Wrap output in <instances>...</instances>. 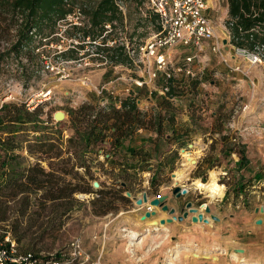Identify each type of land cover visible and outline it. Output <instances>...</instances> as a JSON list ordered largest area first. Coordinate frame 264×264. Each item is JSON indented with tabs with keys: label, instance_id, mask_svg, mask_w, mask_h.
I'll return each mask as SVG.
<instances>
[{
	"label": "rangeland",
	"instance_id": "obj_1",
	"mask_svg": "<svg viewBox=\"0 0 264 264\" xmlns=\"http://www.w3.org/2000/svg\"><path fill=\"white\" fill-rule=\"evenodd\" d=\"M206 1L208 6L206 15L214 26L215 36L228 41V53L224 51L228 65L229 67L239 66L241 72L230 71V68L210 51V42H205L207 48L201 53L199 67L196 61L192 64L197 71L201 69V76L198 79L174 76L173 85L177 94L175 98L182 101L186 110L184 115L185 113L190 115L191 131L229 132L231 151L236 153L238 159L240 158L238 153L243 154L244 161L241 167L232 166L234 171L230 178L231 181L233 180L232 184L231 181L220 179V164L217 161L207 172L206 168L201 169L200 166H196V158L202 157L204 153L201 141L196 142V148L184 145L185 151H177L176 164L170 166L166 172L167 175L170 174V177L161 178L160 175L163 176L165 171L156 172L159 177L155 182H151L149 189L146 190V196L150 200L153 193L158 191L157 194L161 192L171 198L170 204L173 207H169L166 202L165 204L177 210L175 216H180L185 204L191 202L192 206L202 213L203 219H207L208 224H212L219 220H211V211L207 214L204 208L207 206L214 211L217 204L221 205L218 203L220 198L225 199L232 194V190L236 194L239 192L237 188H240L247 202L245 207L248 208L242 212L240 209L235 210L236 197L234 198L230 213L235 215V231L230 235L225 228L221 236L218 235L217 239L213 240L205 239L203 231L195 230L188 240L177 242L179 236H174V241L167 229L170 224L162 226L157 224L154 227L146 223L157 222L161 217L170 218L167 212L159 207H154L152 210L156 212L155 217L142 221L141 226H136L135 221L126 218L129 215L126 211L140 208L141 212L145 208L143 205L137 206L132 199L138 193L133 189L120 186V182L130 180V174L122 169L104 166L103 151L98 152V156L100 154L102 156L100 160L90 163L93 174L91 179L86 178L84 182L68 176L65 177L64 182L78 184L81 189L85 188L86 183L92 186L93 182H97L99 184L97 189L92 187L90 194L77 191L63 200L48 202L42 211L37 204L33 203L23 217L16 214L17 200L10 201L7 221L0 223V236L5 237L9 234L20 251H28L41 258L48 255L56 256L60 253L69 255L73 252L72 243L79 240L82 257H86L87 260L83 262V259H79L71 264L79 262L82 264H264V227L255 224L257 231H261L256 233L252 231L253 226H251L255 216L253 207L264 204L262 196L257 201H251V192L255 190L251 188L258 186L253 180L255 174L258 175L257 180L264 179V133L262 132L264 128V63L251 66L243 57L232 58L234 47L230 44L226 27L228 5L225 0ZM143 2V0L140 3L137 0H124L126 17L123 25H116L115 29L109 28L105 33L108 40L104 46L112 48L116 44L125 43L129 49H133V55H128L137 58V63L140 61V55L136 54L137 47L143 45L156 32L153 19L144 13ZM139 6L142 11L138 9ZM73 19L71 17L58 25L57 39L50 45H46V42L39 45V40H35L34 45L40 49L44 57L49 58L46 62L53 65V70L43 68L44 59L36 51V58L32 63L28 62L23 54L19 57L10 54L0 63V104L3 102V104L25 105V107L28 106L29 111L38 109L42 121L55 122L53 114L62 111L65 114L63 118L65 122L61 123L59 129L62 131L63 141L71 135L69 133H72L70 123L67 124L70 119L68 115L70 109H77L84 101L96 103L98 98H112L109 95L111 89H114L116 96L122 93L119 94L117 90L120 91L128 84L132 88L140 89L141 91L137 92L140 99L139 108L142 109V113H146V109L150 111L151 108L147 104L148 100L145 99L148 95L146 87L136 88L130 81L141 76L145 77L142 62L136 65L129 62L126 65L113 66L102 59L104 54L97 53L98 43L85 45L84 50H77L74 47L78 42L69 38L75 35L71 26L76 25ZM81 21H84L82 15L77 22ZM9 46V42H0V56L8 50ZM68 49L72 50V54L76 57H81L83 54L88 56L67 61L60 56V53ZM192 52V48H175L172 51L173 63L181 62ZM157 81L148 88L152 94L163 98L154 91L158 85L164 84L162 77H159ZM181 85V89L177 88ZM102 86H105V90L98 96L95 89ZM44 90L51 91L50 99L36 97L40 91ZM152 94L149 96H153ZM9 95L14 100L7 99ZM107 105L109 104L101 103L99 107L104 108ZM53 122L44 126L45 132H54L56 124ZM24 128L30 130L31 126ZM27 136L30 138H26ZM52 138L55 139V137ZM26 139H32V135L30 133L21 135L20 140ZM187 143L194 145L191 140L185 144ZM21 145L26 146L25 143ZM207 145L208 149L211 144ZM102 146L107 147L106 144ZM211 147L214 148L213 144ZM20 153H23L24 157L28 155L25 150ZM187 158H194L196 163L193 161L189 163ZM249 162L251 165L239 172ZM211 171L216 173L218 185L224 187L222 197L204 194L193 185L197 181L207 183ZM78 173L83 175L82 170ZM236 180L239 183L235 184ZM175 187L181 189L184 187L188 193L176 198L172 194ZM257 191L264 192V187ZM126 192H129L131 197H127ZM42 193L36 197L32 196V201L38 199ZM145 204L148 206L149 202ZM244 215L248 218L246 223L244 219H240ZM185 220L187 221L188 218ZM175 222L178 221H172V223ZM201 225L206 224L201 223ZM134 235L136 238L132 239Z\"/></svg>",
	"mask_w": 264,
	"mask_h": 264
},
{
	"label": "trees",
	"instance_id": "obj_2",
	"mask_svg": "<svg viewBox=\"0 0 264 264\" xmlns=\"http://www.w3.org/2000/svg\"><path fill=\"white\" fill-rule=\"evenodd\" d=\"M225 1L228 5L226 27L231 46L248 53L262 51L264 63V0ZM76 9H79L84 21L80 22L81 25H71L75 35L69 38L78 42L74 48L84 50L85 45L99 43L96 45L97 53L104 54L102 59L113 66L131 62L128 52L133 49L127 48L125 43L112 48L104 46L108 40L107 34L104 35L107 31L105 26L115 29L116 25L122 26L124 22L113 0H0V42L10 44L0 56V63L10 54L14 57L23 54L32 63L36 58L35 40H39V45L42 42L50 45L57 39L58 25L67 21V17L72 16ZM149 16L157 32V17ZM72 53L68 49L61 52L60 56L67 61L88 56L83 54L76 57ZM165 84L169 87L166 99L157 106L164 111L163 114L157 111L148 117L138 110L136 97L132 95L121 99L120 108L83 104L77 109H70L68 115L72 134L65 141L59 128H55L53 133L44 131V126L53 121H42L38 109L29 111L25 105L3 104L0 108V223L7 221L10 201L17 200L16 214L23 217L33 203L42 211L48 202L63 200L77 191L91 193L92 186L89 184L86 183L85 188L81 189L78 184H65V177L79 181L91 179L90 163L94 162L90 155H98L107 137L113 138V146H119L135 130L148 129L161 134L164 121L172 124L175 115L169 100L177 94L173 79L167 80ZM26 126H31L30 130L24 128ZM24 133H30L32 139L20 140ZM22 143L26 146L22 147ZM23 150L30 157L41 154L50 171H45L37 161L29 164L20 155ZM239 159L242 160L241 153ZM25 163L27 166H24ZM79 170L83 171V175L78 173ZM40 193L41 196L33 202L31 197ZM157 193L155 191L153 194ZM3 237L1 235L0 240Z\"/></svg>",
	"mask_w": 264,
	"mask_h": 264
},
{
	"label": "crops",
	"instance_id": "obj_3",
	"mask_svg": "<svg viewBox=\"0 0 264 264\" xmlns=\"http://www.w3.org/2000/svg\"><path fill=\"white\" fill-rule=\"evenodd\" d=\"M159 81H157L158 83ZM161 85H158L160 87ZM158 87L154 89L158 95L162 96L163 98H158L157 95L152 94L150 92V89L146 87V91L148 92V95L146 96V100H148L147 104L151 106L150 111H147L146 109V114L148 117L151 115H154L157 111H161L163 114L164 111L161 110V108H157L159 101H162L163 99H166V96L164 94H161L158 90ZM182 85L177 87L181 89ZM197 90V89H196ZM118 93L122 92L120 96H124L121 99H124L130 95L133 97H136V104L138 106V110L142 112V109L139 108V96L137 92H140V89H135L132 88L131 85L120 91L117 90ZM155 93V92H154ZM149 94H152L153 96H149ZM98 102H82L80 104H90L93 105L94 107H98L101 105V103L104 104H109L113 105L114 107L117 108L115 105V101L112 98H98ZM170 103L173 105L174 108V121L172 124H169L167 121H164L163 123V128L164 130L162 131L161 134H158L157 132L153 130H148V129H138L135 130L128 138H124L121 145L119 146H113V138L112 137H107L105 139V142L103 144H106L107 147L101 145L102 151H104V156H105V164L104 166H110L112 168L116 169H122L128 174H130V180L126 182V188L133 189L134 192L140 193L142 191H146L149 189L151 182L153 180L155 181L159 175L156 172H162L165 171V173L160 175V177L164 176H169L170 174L167 175V170L169 169L170 166H173L176 164V158L175 154L177 151H185L184 145L186 147H191V148H196V142L201 141L202 142V149H203V156L196 158L197 159V164L196 166H200L201 169L206 168V172L210 169L212 165L215 164V161L220 164L219 170V176L221 173L226 172L227 177L223 178L220 176V179H225L226 181H231L232 177V166L241 167L243 164V156L242 160L238 159L236 157V153L234 151H231V142H230V133L226 131H220V132H213L210 130L209 132H195L191 131V126L189 125V118L190 115L185 113L186 110L184 109V106L182 105L181 100H177L175 97L169 100ZM146 104V105H147ZM120 108V106L118 107ZM70 123L67 122V124ZM60 125L57 126V124L54 126V128H59ZM72 133H69V135ZM192 141L194 145L191 144H185L187 141ZM197 140V141H195ZM108 142V143H107ZM234 142V140H232ZM207 144H213L214 148L208 147L207 149ZM206 148V149H205ZM243 153V150H241ZM188 153V152H186ZM240 156V152L238 153ZM23 157L25 156L23 153H20ZM108 155V157H107ZM208 155V157H206ZM243 155V154H241ZM91 158L93 159V162H97L100 160V156L91 154ZM38 157V159H36ZM41 154H37V156L30 157L26 155L25 159L28 161L29 164H33L36 161L40 163L41 167L45 171H50L47 163L41 158ZM64 157H67L64 155ZM206 157V158H204ZM204 158V159H203ZM95 159V160H94ZM26 163L24 164V166ZM251 163L249 162L244 166V168L240 169L239 172L243 171L245 168L250 166ZM23 166V167H24ZM27 166V165H26ZM195 166V167H196ZM258 175L255 174L254 176V181L258 186H253L251 189H255L251 192L252 197L251 201H257L259 200L260 196L263 197V202L264 203V192H259L257 190H260L261 187H264V179L263 180H257ZM242 179V178H241ZM148 181L149 184L146 185L148 187L143 186V182ZM237 181V180H236ZM236 183H239L238 181ZM242 182H244L242 180ZM121 183V182H120ZM233 184V180L231 181ZM238 193L234 194L232 190V194H230L228 197L224 199L220 198L218 201L216 208L214 211H211V214L214 215L215 217L219 218L218 222H214L212 224H206V225H201V223H192L191 219L189 216L188 220L183 221L181 223L175 222L167 226L168 231L172 234V238L175 241L174 236H179L177 242H184L189 239L191 233L195 230L197 231H203V234L205 236V239L207 238H212L213 240L217 239L218 235L221 236V232L223 229L226 228V232L231 233L235 231L234 225H235V215L231 214L232 210V205L234 204V198L236 197V204L234 206V209H240L241 212L246 211L245 205L247 204L246 199H244L243 194L241 193L240 188H237ZM147 192V191H146ZM92 193V192H91ZM135 193V194H136ZM90 194V193H88ZM154 195V194H153ZM224 196V195H223ZM234 196V197H233ZM224 199V200H223ZM173 200V199H172ZM171 198L168 197L166 200V203L169 205V207H173L170 204ZM227 202V203H226ZM264 205V204H263ZM259 204L255 205L253 207V212H254V218L251 221V226H253L252 231L254 232H261L257 231V227L255 228V221L260 219L261 220V225L264 227V213L261 215L260 213H256L255 209L258 207H263L264 206ZM146 210L144 209L143 211L140 212L139 209H132L131 211H126V213H129V215L126 217L129 220L135 221V225H142L143 222L141 221L140 217L143 215V213ZM152 211V210H150ZM177 211V210H176ZM257 214V215H256ZM177 215V212H176ZM163 217H161L162 219ZM240 219H244V223L248 220V218L244 215L241 216ZM195 226V227H191ZM262 227V228H263ZM252 228V227H250ZM255 228V229H254ZM261 228V227H259ZM214 229V230H212ZM252 233V232H251ZM212 236V237H211ZM214 236L216 238H214ZM82 254V253H81ZM83 259V262H85L87 259L86 257H79L75 260ZM78 264H82L79 262Z\"/></svg>",
	"mask_w": 264,
	"mask_h": 264
},
{
	"label": "built area",
	"instance_id": "obj_4",
	"mask_svg": "<svg viewBox=\"0 0 264 264\" xmlns=\"http://www.w3.org/2000/svg\"><path fill=\"white\" fill-rule=\"evenodd\" d=\"M113 2L125 19L126 13L124 0H113ZM144 5L145 15H155L157 17L159 29L150 39L136 49V54L140 55V61H138V63L142 62L144 65L143 72L145 77L141 76L139 78L131 79L130 81L133 86L136 88L149 87L155 83L159 77H162L164 84L158 87V90L161 94L165 95L169 89L165 83L167 80L173 79L174 76L198 79L199 76H201V69L197 71L192 64L196 61L197 66L199 65L201 53L207 48L204 44L205 42H210V51L217 55L219 60L225 66L227 65L229 67L228 60L225 56L226 54L223 50L222 40L215 36L214 26L206 15L208 9L206 0H144ZM138 9L142 11L141 7ZM71 17L74 18V24H80L77 22L81 18L79 9H76L72 16L67 17V20ZM105 28L108 30L110 26L106 25ZM177 47L192 48L193 52L181 62L173 63L174 58L172 57V51ZM35 51L44 59L42 64L43 68L46 70H53V65L46 62L49 58L44 57L39 48ZM232 52V58H235L236 56L243 57L251 66L262 64L263 55L261 52L248 53L239 48H233ZM133 53V50H129L128 52V54L131 55H133ZM130 57L131 62L134 65L138 64L137 58ZM229 68L232 72H241L239 66ZM111 83L112 82H110V84ZM104 90L105 86L95 89L98 96L102 95ZM50 95V90H44L40 91L36 97L50 99ZM109 95L113 98L115 105L118 108L120 106L121 98L116 96L114 89L109 91ZM7 99L14 100L11 95H9ZM2 105L3 102H1L0 108ZM262 132L264 133V128L262 129ZM98 152L102 153L103 151L100 150ZM100 157H102L101 154ZM226 175V172L220 174L223 178H225ZM148 184V181L143 182V186ZM182 188L185 189L184 187ZM142 192L146 193V191ZM186 193H188V190H186ZM164 196L165 195L160 192L158 195H153L151 199L160 200ZM139 199H141V197ZM150 200L147 198V202ZM143 207L146 211L153 210L154 208L150 205L146 206V204H143ZM71 246L73 252L69 255L60 253L56 256L48 255L41 258L28 251H20L15 240L7 234L2 240H0V264H71L75 259L82 255L79 240H76Z\"/></svg>",
	"mask_w": 264,
	"mask_h": 264
},
{
	"label": "water",
	"instance_id": "obj_5",
	"mask_svg": "<svg viewBox=\"0 0 264 264\" xmlns=\"http://www.w3.org/2000/svg\"><path fill=\"white\" fill-rule=\"evenodd\" d=\"M222 45H223L224 51L228 53V47H227L228 41L226 39L222 40ZM137 103H140V101H137ZM64 116H65V114L62 111H57V112H55L53 114V119L57 123H63V122H65L64 119H63ZM107 157H108V155H107ZM120 186L124 188L125 187V183L121 182ZM92 187L94 189H97L99 187V184L97 182H93L92 183ZM125 194H126L127 197H131V194L129 192H126ZM172 194L176 198H178L180 195H185L186 194V190L185 189H181L180 187H175L173 189V191H172ZM140 197H141V199H139ZM167 197L168 196L165 195L160 200L151 199L149 201V205L151 207H159L162 211L167 212V214L170 216V218L166 219L165 221L160 219L159 222H158V224L160 226L165 225V224H171L173 220L181 222V221L187 219L188 216H191L190 219H191L192 223H205V224H208V220L207 219H203L202 213L199 212V209L194 208L192 206L191 202H187L185 204L184 209L182 210L180 216H175V213H176L175 209L174 208H169L165 204V202L167 200ZM132 199H133L134 203L137 206H142L143 203L147 202V196H146L145 192L138 193ZM201 207H202V205H201ZM204 210H205V213H207V214L210 213V209L207 206L204 208ZM255 210H256V212L264 213V209L262 207L256 208ZM155 216H156V212L155 211H150V212L149 211H145L143 213V215L140 217V219H141V221H146L147 219H151V218H153ZM210 219L213 220V221H218L219 220L217 217H215L213 215H210ZM255 224L256 225H260L261 224V220L260 219L256 220Z\"/></svg>",
	"mask_w": 264,
	"mask_h": 264
},
{
	"label": "bare ground",
	"instance_id": "obj_6",
	"mask_svg": "<svg viewBox=\"0 0 264 264\" xmlns=\"http://www.w3.org/2000/svg\"><path fill=\"white\" fill-rule=\"evenodd\" d=\"M186 160L189 163L192 162V161L194 162V158L193 159L192 158H187ZM175 178L177 179V177H175ZM193 185L196 187V189H198V191H201L202 193L207 194V195L222 197L223 193H224V187L218 185V183H217V175H216L215 172H212V171L210 172L209 181L207 183L203 184V183L197 181L196 183H193ZM143 204H145V203H143ZM161 220L165 221L166 218L163 217ZM152 222L150 221V222H146V223L149 224V226L153 225L154 227H156L159 221H157V222L156 221H152ZM135 238H136L135 235L132 236V239H135Z\"/></svg>",
	"mask_w": 264,
	"mask_h": 264
}]
</instances>
